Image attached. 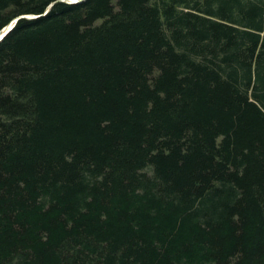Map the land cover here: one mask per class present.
Masks as SVG:
<instances>
[{"label": "trees", "instance_id": "16d2710c", "mask_svg": "<svg viewBox=\"0 0 264 264\" xmlns=\"http://www.w3.org/2000/svg\"><path fill=\"white\" fill-rule=\"evenodd\" d=\"M18 16L0 264H264V0H0Z\"/></svg>", "mask_w": 264, "mask_h": 264}, {"label": "water", "instance_id": "95a60500", "mask_svg": "<svg viewBox=\"0 0 264 264\" xmlns=\"http://www.w3.org/2000/svg\"><path fill=\"white\" fill-rule=\"evenodd\" d=\"M52 4V3H51ZM50 4V5H51ZM50 5L47 7V9L50 7ZM21 17L18 16L15 19H13L8 25H6L1 31H0V40L3 38V36L13 27V25L15 24L16 20ZM23 17H29V16H23Z\"/></svg>", "mask_w": 264, "mask_h": 264}, {"label": "bare ground", "instance_id": "6f19581e", "mask_svg": "<svg viewBox=\"0 0 264 264\" xmlns=\"http://www.w3.org/2000/svg\"><path fill=\"white\" fill-rule=\"evenodd\" d=\"M46 10H48V9H46ZM25 16H33V15H25Z\"/></svg>", "mask_w": 264, "mask_h": 264}, {"label": "rangeland", "instance_id": "374dc122", "mask_svg": "<svg viewBox=\"0 0 264 264\" xmlns=\"http://www.w3.org/2000/svg\"><path fill=\"white\" fill-rule=\"evenodd\" d=\"M98 21H99V20H98ZM98 21H97V22H98Z\"/></svg>", "mask_w": 264, "mask_h": 264}]
</instances>
